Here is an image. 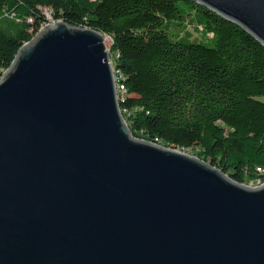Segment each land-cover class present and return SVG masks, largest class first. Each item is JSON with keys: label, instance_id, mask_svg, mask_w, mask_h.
Instances as JSON below:
<instances>
[{"label": "water", "instance_id": "95a60500", "mask_svg": "<svg viewBox=\"0 0 264 264\" xmlns=\"http://www.w3.org/2000/svg\"><path fill=\"white\" fill-rule=\"evenodd\" d=\"M264 46V0H194ZM102 32L50 22L0 75V264H264V182L131 134Z\"/></svg>", "mask_w": 264, "mask_h": 264}, {"label": "trees", "instance_id": "16d2710c", "mask_svg": "<svg viewBox=\"0 0 264 264\" xmlns=\"http://www.w3.org/2000/svg\"><path fill=\"white\" fill-rule=\"evenodd\" d=\"M108 35L135 137L264 180V46L194 0H0V75L47 21Z\"/></svg>", "mask_w": 264, "mask_h": 264}, {"label": "rangeland", "instance_id": "374dc122", "mask_svg": "<svg viewBox=\"0 0 264 264\" xmlns=\"http://www.w3.org/2000/svg\"><path fill=\"white\" fill-rule=\"evenodd\" d=\"M46 18H47V21L44 24H42L41 27H43L44 25L54 21V20L51 19V16L48 13H46ZM106 36H107V40L105 41V46H106V49L108 50L111 41H110L109 36L108 35H106ZM109 59H110V57H109ZM191 155H193V154H191ZM261 183H262V181H259V180L256 179V180H248L244 184H246L248 186H257V185H260Z\"/></svg>", "mask_w": 264, "mask_h": 264}, {"label": "bare ground", "instance_id": "6f19581e", "mask_svg": "<svg viewBox=\"0 0 264 264\" xmlns=\"http://www.w3.org/2000/svg\"><path fill=\"white\" fill-rule=\"evenodd\" d=\"M107 40V37H105V40ZM115 74V81H116V92H120V93H125V87L123 84L120 83V81L118 80V76L116 75V73L114 72Z\"/></svg>", "mask_w": 264, "mask_h": 264}, {"label": "built area", "instance_id": "2783aa9c", "mask_svg": "<svg viewBox=\"0 0 264 264\" xmlns=\"http://www.w3.org/2000/svg\"><path fill=\"white\" fill-rule=\"evenodd\" d=\"M114 76H115V74H114ZM116 95H117L118 100H120V98L122 99L125 96V93L116 92ZM257 171L261 172V173H264V168L258 166L257 167ZM262 182H264V180Z\"/></svg>", "mask_w": 264, "mask_h": 264}]
</instances>
